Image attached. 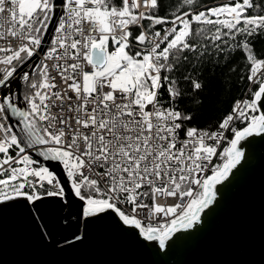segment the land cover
Wrapping results in <instances>:
<instances>
[{
    "label": "snow or ice",
    "instance_id": "1",
    "mask_svg": "<svg viewBox=\"0 0 264 264\" xmlns=\"http://www.w3.org/2000/svg\"><path fill=\"white\" fill-rule=\"evenodd\" d=\"M57 2L0 0V203L64 197L59 178L49 167L35 166L28 152L43 146L39 155L62 164L74 195L84 202V217L112 211L122 225L164 248L175 233L196 228L216 203L217 185L228 180L244 156L241 141L264 134V56L254 51L256 37L264 38V14L249 12L264 8V0L184 10L171 20L153 11L163 8L164 0H59L66 11L33 81L24 68L41 51ZM193 24L213 30L196 32ZM132 26L139 29L134 37ZM201 34L208 43L197 40ZM209 44L219 53L227 47L245 54L253 89L249 99L234 104L217 131L188 126L194 116L180 107L185 94L171 76L187 65L190 53L205 56ZM134 45L139 46L135 52ZM16 75L30 94L13 93ZM184 79L191 90L205 86L190 76ZM161 89L167 105L161 103ZM21 99L28 110L17 106ZM9 113L22 121V135ZM234 121L243 126L237 130ZM224 132L234 138L220 154ZM214 158L224 162L215 164ZM168 199L173 203L163 202ZM161 218L170 219L157 224Z\"/></svg>",
    "mask_w": 264,
    "mask_h": 264
},
{
    "label": "water",
    "instance_id": "2",
    "mask_svg": "<svg viewBox=\"0 0 264 264\" xmlns=\"http://www.w3.org/2000/svg\"><path fill=\"white\" fill-rule=\"evenodd\" d=\"M61 12L58 0L40 52ZM39 63L38 55L32 57L24 71L31 77ZM23 84L20 75L14 76L13 93L22 96ZM16 103L28 110L22 99ZM9 116L22 135L20 118ZM238 147L244 156L228 180L217 185L216 203L196 228L175 233L164 248L122 225L112 211L84 217V202L74 195L60 162L33 150L32 159L56 174L65 195L45 196L35 204L24 198L0 203V264H264V134L247 137ZM77 235L83 239L75 240Z\"/></svg>",
    "mask_w": 264,
    "mask_h": 264
},
{
    "label": "trees",
    "instance_id": "3",
    "mask_svg": "<svg viewBox=\"0 0 264 264\" xmlns=\"http://www.w3.org/2000/svg\"><path fill=\"white\" fill-rule=\"evenodd\" d=\"M228 1L233 3L235 0H195L193 4H188L187 0H164V7L153 10L156 14L167 16L170 20L184 10H197L204 6L217 2ZM260 4L261 0H255ZM251 15L264 14V8L254 7L249 10ZM148 22H146L147 24ZM163 25H158L161 27ZM203 28L205 32H210L212 26L194 24L196 32ZM197 40L201 44L208 43L203 39V35H198ZM240 37H237L239 40ZM234 42L229 40V44ZM222 47H225L222 45ZM210 51L203 57L196 53L189 54V62L182 67L179 72H174L171 76L175 79L176 85L185 98L181 101L180 107L185 111L192 112L194 120L189 127L196 126L203 130L214 131L218 128L222 119L230 113L234 104L239 101L246 93L249 82L247 80L249 63L245 59V54L237 48H227L223 53L217 52L214 45L209 44ZM203 52L204 49L200 48ZM254 51L258 58L264 56V38L257 36L254 43ZM190 76L193 80L205 85L201 90H191V86L184 79ZM39 79V69L30 80ZM27 83L23 84L21 95L31 93ZM163 95L160 97L166 104L168 102L167 93L161 89ZM241 126L242 123L240 122ZM183 134V133H182Z\"/></svg>",
    "mask_w": 264,
    "mask_h": 264
},
{
    "label": "built area",
    "instance_id": "4",
    "mask_svg": "<svg viewBox=\"0 0 264 264\" xmlns=\"http://www.w3.org/2000/svg\"><path fill=\"white\" fill-rule=\"evenodd\" d=\"M207 8H208V7H204L203 10H205V9H207ZM61 10H62V12H61V15H60L59 19L61 18V16H62V15L65 13V11H66L63 7H61ZM140 11H147V10L144 9V8L142 7V8L140 9ZM193 13H195V12H193ZM146 22H147V21H144L143 23L146 24ZM193 25H194V24H193ZM171 26H172L171 24L163 25V26H161V27H157V26H156V28H155L154 30H163L164 28L171 27ZM86 30H87V29H86ZM130 30L133 32V37H134L135 35H137V34H138V31H139V29L137 28V26H132ZM162 34H163V33H162ZM54 35H55V33L53 32L52 37H51L49 43H48L47 46H46V49H45L43 52H38V53H37V55H38L39 58H40V63H41V61H43V59H44L43 53H44L45 51H47V50L52 46V45H51V41L53 40ZM114 47H115V45L112 44V43L110 42V44H109V51L114 50ZM137 47H139V46H138V45H134L133 48H132V51L135 52V51L137 50ZM40 63H39V65H40ZM48 63H51V62H48ZM39 65L36 67L35 72H36V70L39 69ZM21 80H22V79H21ZM251 90H253V89H252V86L249 84V87H248V89H247L245 95H244L240 100H246V99H249V93H250ZM2 91H3V89H0V92H2ZM240 100H239V101H240ZM73 102L75 103V101H73ZM161 103L167 105V104H166L164 101H162V100H161ZM233 127H236L237 130H239L242 126H241V124H240L239 121H234V123H233ZM217 130H219V129L217 128V129L214 130V131H217ZM220 131H222V130H220ZM181 135L183 136V134H181ZM223 135L225 136V139L222 140V141L220 142V148H219V153H220V154L223 153V150H224L225 148H227V147L230 146L229 141H230L232 138H234V135H233L232 133H230V132H224ZM40 147H43V146H40ZM40 147H35V148H33V149L28 150L29 154H30V152H32L33 150H36V149H38V148H40ZM0 155H2V154H0ZM223 162H224V161H223L222 159H220V158H214V163H215V164H222ZM35 166H38V165H35ZM60 166H61V169H62V172H63L64 176H65V177L68 179V181H69V178H68L67 175H66V170L63 168V166H62L61 163H60ZM209 174H210V173H209ZM6 175H7V174H5V176H6ZM55 175H56V174H55ZM0 178H4V177H0ZM69 184H70V181H69ZM70 186H71V185H70ZM146 202H147V201H146ZM163 202H164V203H167V204H171V203H173V201H172L171 199H168L167 201H163ZM175 203H181V201L177 200V201H175ZM124 207L127 208V205H125ZM168 219H170V218H161V220L158 221L157 224L165 223ZM145 223H147V221H145Z\"/></svg>",
    "mask_w": 264,
    "mask_h": 264
},
{
    "label": "rangeland",
    "instance_id": "5",
    "mask_svg": "<svg viewBox=\"0 0 264 264\" xmlns=\"http://www.w3.org/2000/svg\"><path fill=\"white\" fill-rule=\"evenodd\" d=\"M226 3H228V1H224V2H217V3H214V4H211V5H207V6H204V7H216V6H219V5H222V4H226ZM204 7L203 8H199V9H197V10H192L191 12H197V11H201V10H203L204 9ZM36 73V72H35ZM34 73V74H35ZM33 74V75H34Z\"/></svg>",
    "mask_w": 264,
    "mask_h": 264
},
{
    "label": "flooded vegetation",
    "instance_id": "6",
    "mask_svg": "<svg viewBox=\"0 0 264 264\" xmlns=\"http://www.w3.org/2000/svg\"><path fill=\"white\" fill-rule=\"evenodd\" d=\"M37 71V70H36Z\"/></svg>",
    "mask_w": 264,
    "mask_h": 264
}]
</instances>
